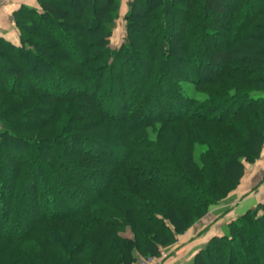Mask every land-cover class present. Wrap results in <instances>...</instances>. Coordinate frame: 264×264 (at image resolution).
Instances as JSON below:
<instances>
[{
  "label": "trees",
  "instance_id": "16d2710c",
  "mask_svg": "<svg viewBox=\"0 0 264 264\" xmlns=\"http://www.w3.org/2000/svg\"><path fill=\"white\" fill-rule=\"evenodd\" d=\"M38 5L0 36V264L158 256L262 155L264 0H130L115 47L122 0ZM191 264H264V204Z\"/></svg>",
  "mask_w": 264,
  "mask_h": 264
},
{
  "label": "crops",
  "instance_id": "0c3cea01",
  "mask_svg": "<svg viewBox=\"0 0 264 264\" xmlns=\"http://www.w3.org/2000/svg\"><path fill=\"white\" fill-rule=\"evenodd\" d=\"M129 1L122 0L120 14L127 13ZM23 5L39 7L38 0H0V36L14 43H19L20 33L14 22L13 14ZM246 166L247 171L242 185L210 213L209 217L214 218L210 229L201 230L203 233L195 236L193 234L197 232L195 228L202 229L205 226V223L203 225L201 222L186 234L181 235L173 247L174 256L166 264H191L194 256L212 237L222 236L232 221L259 203L264 204V148L258 162L252 165L246 164ZM239 191L241 195L238 194Z\"/></svg>",
  "mask_w": 264,
  "mask_h": 264
},
{
  "label": "rangeland",
  "instance_id": "374dc122",
  "mask_svg": "<svg viewBox=\"0 0 264 264\" xmlns=\"http://www.w3.org/2000/svg\"><path fill=\"white\" fill-rule=\"evenodd\" d=\"M124 15L125 14H121V17L118 19V21H117V24H116V28H115V33H114V37H113V40H112V44H113V46L115 47V46H118L121 42H122V40H123V37L125 36V24H126V22H125V19H124ZM263 153V152H262ZM262 156V155H261ZM260 156V157H261ZM260 157L258 158V159H260ZM256 162H258V160L257 161H255L254 163H248V162H246L245 163V166H246V164H250V165H252V164H255ZM246 171H247V166H246ZM246 171H245V174H244V177H245V175H246ZM244 177L241 179L242 181H241V183L239 184V186L240 185H242V182H243V179H244ZM238 186V187H239ZM237 187V188H238ZM236 188V189H237ZM236 189H234L233 191H231L230 192V194L231 193H233ZM235 193V192H234ZM230 194L228 195V197L230 196ZM238 194H240L241 195V193H240V191H239V193ZM232 195V194H231ZM239 195V196H240ZM227 197V198H228ZM226 198V199H227ZM225 200H223L219 205H216L215 207H213L212 208V210L209 212V214L207 215V216H205L203 219H202V221L201 222H203V225H204V223H205V226L201 229H197V228H195V230L197 231V232H194L193 234L196 236H199V235H201L203 232H201V230H206V229H210V227L212 226V220L214 219V218H210L209 217V215H210V213L213 211V209H215V208H218L223 202H224ZM199 224H200V222H199ZM198 225V224H197ZM193 227H196V225H194ZM193 227H191L189 230H191ZM188 230V231H189ZM198 230H200V231H198ZM188 231H186L184 234H186ZM127 234L128 235H131L129 232H127ZM184 234H182V235H184ZM181 235H179L178 237H177V241H176V243L179 241V237H180ZM175 243V244H176ZM175 244L174 245H172V246H169V247H166V248H164V247H161V252H160V254L158 255V256H147V254H139L138 256H139V258H138V260L136 261V262H134V263H132V264H142L143 262H149V260H152V259H160L161 257H162V254L163 253H165V257L164 258H162L161 260H159V264H166L167 263V261H169V259L172 257V256H174V253H173V247H175ZM105 259H107L108 260V258H105Z\"/></svg>",
  "mask_w": 264,
  "mask_h": 264
},
{
  "label": "built area",
  "instance_id": "2783aa9c",
  "mask_svg": "<svg viewBox=\"0 0 264 264\" xmlns=\"http://www.w3.org/2000/svg\"><path fill=\"white\" fill-rule=\"evenodd\" d=\"M166 255L165 253L162 254V257L160 259H152L149 260V262H143L142 264H159V260H161L162 258H164Z\"/></svg>",
  "mask_w": 264,
  "mask_h": 264
}]
</instances>
